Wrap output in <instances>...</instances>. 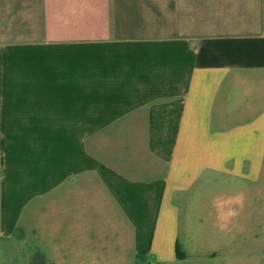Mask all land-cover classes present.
<instances>
[{
  "label": "crops",
  "instance_id": "1",
  "mask_svg": "<svg viewBox=\"0 0 264 264\" xmlns=\"http://www.w3.org/2000/svg\"><path fill=\"white\" fill-rule=\"evenodd\" d=\"M37 253L264 264V0H0V264Z\"/></svg>",
  "mask_w": 264,
  "mask_h": 264
},
{
  "label": "trees",
  "instance_id": "2",
  "mask_svg": "<svg viewBox=\"0 0 264 264\" xmlns=\"http://www.w3.org/2000/svg\"><path fill=\"white\" fill-rule=\"evenodd\" d=\"M179 257H180V258H184V256H183L182 254H180V252H179ZM39 259H41V260L43 261V264H44L45 259H44V257H43L41 254H39V253H37V254L35 255L32 264H36V262L39 261Z\"/></svg>",
  "mask_w": 264,
  "mask_h": 264
},
{
  "label": "rangeland",
  "instance_id": "3",
  "mask_svg": "<svg viewBox=\"0 0 264 264\" xmlns=\"http://www.w3.org/2000/svg\"><path fill=\"white\" fill-rule=\"evenodd\" d=\"M36 264H43V261L39 259V261H37Z\"/></svg>",
  "mask_w": 264,
  "mask_h": 264
}]
</instances>
